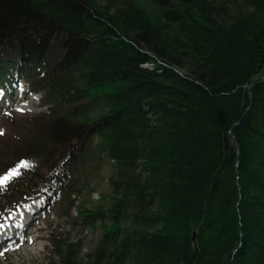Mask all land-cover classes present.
I'll return each mask as SVG.
<instances>
[{
  "label": "trees",
  "instance_id": "1",
  "mask_svg": "<svg viewBox=\"0 0 264 264\" xmlns=\"http://www.w3.org/2000/svg\"><path fill=\"white\" fill-rule=\"evenodd\" d=\"M262 74L264 0H0V88L47 106L5 159L0 179L30 166L0 223L67 197L97 140L115 170L77 213L102 227L86 264H264Z\"/></svg>",
  "mask_w": 264,
  "mask_h": 264
},
{
  "label": "rangeland",
  "instance_id": "2",
  "mask_svg": "<svg viewBox=\"0 0 264 264\" xmlns=\"http://www.w3.org/2000/svg\"><path fill=\"white\" fill-rule=\"evenodd\" d=\"M15 90L11 96L0 88V175L6 172L2 170L5 159L12 157L8 154L12 153L13 146L33 131V115L47 110L41 104L40 95L29 93L24 80ZM114 170L113 162L95 140L77 170L75 186L67 197L52 206L43 196L35 195L0 223V233L5 231L0 238V264H86V255L96 247L102 227L85 225L77 213L85 208L97 209L101 203L108 202L112 194L109 179ZM23 196L28 195L22 193L20 198ZM60 240L76 245L75 259L62 261L56 249Z\"/></svg>",
  "mask_w": 264,
  "mask_h": 264
},
{
  "label": "snow or ice",
  "instance_id": "3",
  "mask_svg": "<svg viewBox=\"0 0 264 264\" xmlns=\"http://www.w3.org/2000/svg\"><path fill=\"white\" fill-rule=\"evenodd\" d=\"M0 134H2V133H0ZM29 166L30 165L28 164V162H21V164L19 165V167L17 169H13L8 175H6L2 179H0V186H5L9 179H11L14 176L19 175V169L20 168H27Z\"/></svg>",
  "mask_w": 264,
  "mask_h": 264
},
{
  "label": "water",
  "instance_id": "4",
  "mask_svg": "<svg viewBox=\"0 0 264 264\" xmlns=\"http://www.w3.org/2000/svg\"><path fill=\"white\" fill-rule=\"evenodd\" d=\"M261 77H264V74H262L261 76L255 77L253 81H256L257 79H259V78H261ZM230 135L232 136V138H233L234 140H236V138L234 137V135H233L232 132H230ZM238 148H239V150H240V146H239ZM194 236H195V233H194ZM194 236H193V238H194Z\"/></svg>",
  "mask_w": 264,
  "mask_h": 264
},
{
  "label": "bare ground",
  "instance_id": "5",
  "mask_svg": "<svg viewBox=\"0 0 264 264\" xmlns=\"http://www.w3.org/2000/svg\"><path fill=\"white\" fill-rule=\"evenodd\" d=\"M5 234V231H3L2 233H0V238Z\"/></svg>",
  "mask_w": 264,
  "mask_h": 264
}]
</instances>
